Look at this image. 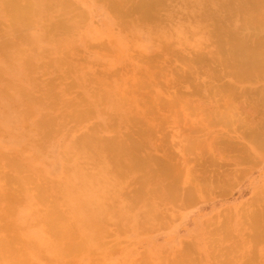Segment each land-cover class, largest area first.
<instances>
[{"label":"rangeland","instance_id":"1","mask_svg":"<svg viewBox=\"0 0 264 264\" xmlns=\"http://www.w3.org/2000/svg\"><path fill=\"white\" fill-rule=\"evenodd\" d=\"M68 1L72 7L77 9H75L76 14L71 7L61 10L54 3L50 6L49 11V6L44 5L42 10L51 14H43L31 19L30 24L25 25L27 30L11 23L9 8H4L5 11L0 10V43H3L5 39L13 47V52L9 54L3 53L7 49H0V196L2 194L5 198L4 195L8 193L7 199L3 200L2 196L0 197V239L11 247L17 244L21 247L27 243L32 244V246L36 244L34 240L28 239L27 236L30 235V232L27 231L26 235L24 227L31 225L30 219L34 215L37 218L38 212L44 214L46 209L40 207L37 186L46 184L48 189L54 190L53 192L49 191L48 194L59 199V210L63 212L61 216L67 220L69 229H72V234L76 236L74 241L77 242V245L83 247L76 252L75 250L65 249L68 253L56 261L52 258H45L47 264H172L175 260L176 264H179L178 261L181 262V260L180 264H234L227 259L234 243H239V247L234 244L235 247L239 248V256L235 253L237 257H240V254L243 255L240 260L236 259L237 264H264V239L252 240L250 237L248 222H250L249 214L253 213V209H251L250 203V205L245 203L260 188L264 201V151L262 154L258 151L259 153H256V156L251 152L253 154L250 155V158H247L251 161L240 159L238 162L240 165H237V167L233 159L240 153L239 150L216 149L220 152L224 151L225 154L222 153L224 155L220 154V156H226L227 158L223 159L221 157L219 159L223 160V163L220 161L219 165L216 163V167L213 166L214 164L212 167L211 163L208 162V164L210 163V166L207 164L208 169L199 170L201 173L194 172L197 175L194 174V176L198 177L205 170L212 173L210 172L212 170L216 178V173H221V169L225 168L230 161L228 163V165L231 163L230 167L227 165L228 167L225 168L228 171L223 168L224 171L229 172L230 170L232 174L233 168V171L245 168V173H239L244 177L240 175L242 177H240V180L236 177L239 182L235 181L236 179L232 180L231 182L236 183L232 185L233 188L229 186H223L222 188L220 185V188L215 187V192L218 189V193L213 192L215 189L210 191V197L208 193H204L203 197L205 199H199L201 202L196 199L194 204L185 201L187 204L190 203L189 206L186 204H182V207L178 205L166 206V213L172 210L168 213L171 215L173 212L171 216H167L170 222L172 220L171 224L167 219L164 220L167 224H170L169 226L161 222V219L159 221L163 225L145 223L146 226H150V228H148L149 226L145 227L148 229H144L141 226L144 224L143 221L141 220L142 222L138 223V219L135 220L137 223L134 221L128 225L126 220L122 219L124 215H127L119 209L116 210L118 213L113 215L111 221L104 222L102 227L104 238L101 235L96 236L87 244L81 240L83 238L81 232H90L89 225L84 224L87 220L83 219L82 222L78 220L76 216L83 217V213L78 212V209L72 210L75 203L66 196L67 193H63L65 196L61 195L65 188L67 189L76 181L77 173L71 164V156L75 154V151L77 154L84 152L81 147L71 152L74 138L81 135V133H86L88 137L93 138L90 146L94 147L96 145L100 146L101 142L112 137L116 129L123 134L126 129L123 124L119 123L118 119L113 118L109 123L106 122L107 113L103 114L107 112L106 106L109 105L106 91H114L115 88L120 87L123 77L130 75V72L133 71V65L141 66L148 62L152 66L155 60H152L149 56L156 55L158 59L162 60L170 50L168 51L165 47L166 42L163 46L161 45L163 42L155 40L160 49L162 47L166 48L158 50L155 41H151L157 39V37L152 36V32H148L147 26L139 29L132 24L131 19L127 21V24H123L121 22L123 21L122 18H115L106 10L101 0ZM65 12L68 13L66 16H64ZM60 15L64 16L62 20L69 27L68 31L64 30L66 33L63 30H53L54 32L49 33L41 30L42 27L40 29V26L45 24L50 26L57 24L60 21ZM75 17H78V20L76 18L75 21ZM172 25L174 26L175 22ZM257 29L256 33L259 32ZM152 31L157 33L156 30ZM172 34V44L169 49L172 48V45L174 46L173 49L176 52L174 51L173 54L181 50H179V46L184 43L186 35L190 40L189 42L195 44L197 41V37L191 33H184L182 30L177 32L174 30ZM24 35H26V38ZM263 36L264 33L261 37ZM183 46L185 45L183 44ZM163 50L168 52L165 54ZM171 51L173 50L171 49ZM171 51L169 54H172ZM179 53H182V51ZM179 53L177 55L172 54L173 58L179 59L182 55H179ZM58 60L63 61V69L59 67L62 66V63L58 66ZM204 62L202 65L205 68H209V64L212 63L209 60V63L206 62L205 66ZM172 63H174V60ZM200 64L198 65L200 66ZM25 69L30 71L28 75ZM61 71L64 73H61ZM249 82L240 81L239 83L245 89L250 88L251 94L248 93L245 100L250 98L249 96H253L250 100L248 99L249 101L246 100L252 104L254 93L251 91L253 87L259 84V86H262L264 80H261V83H256L257 85L252 80L251 83ZM155 90L156 88L152 86L149 87V91L147 88L141 90L148 92V95H144L145 100L151 101V99H154L156 97ZM247 90L245 94L249 91ZM93 91L100 101L99 104H96L93 99ZM197 94H194V96L203 97L202 93L198 94L199 96ZM194 96L190 95V97ZM134 97L140 98L139 95L138 97L134 95ZM141 100L144 99H140L142 103ZM241 100L238 97L236 101L243 104ZM193 101H195V98ZM69 104H74V107H68ZM193 105L195 103L187 106L184 102H181L184 110H189H187L190 114L189 119L192 120L203 114V110H196ZM183 108L179 106L178 112ZM240 108L239 114L245 120H264L262 114L253 113L256 109L253 110L250 106L243 105ZM108 112L111 113V110ZM156 115L157 113H151L150 117L154 118ZM178 115L175 116L180 122L181 113ZM162 118L158 116L154 120H162ZM173 118L175 117L171 116L169 118L170 124L174 122L172 121ZM170 124L166 125L167 130L162 132L164 134L158 133L156 136L160 140L158 143H165L170 151H172V144L175 143L172 142L171 135L194 136V134H203V132L190 131L186 127L185 130L183 123L177 124L178 126L174 124L171 126L172 128L169 127ZM237 125L234 134L240 135L244 127ZM210 128H212V132L209 136L213 137V141H218L217 138L222 136V131L223 135L226 134L225 131L227 130L229 132L234 131L231 130L234 129L232 126L226 127L224 124H216ZM180 129L182 132H180ZM216 136L217 138H215ZM175 139L177 140V138ZM89 150L96 153L94 148ZM202 150L207 151L206 148H202ZM216 150L215 152H217ZM208 153L204 152L202 156L204 154L208 155ZM238 155L240 157L241 153ZM206 157L207 159L210 158V156ZM206 157L203 156L204 162L207 160ZM225 159L229 161H226L223 165ZM100 165L104 166V164ZM207 165L205 164V167H203L207 168ZM210 167L215 169H210ZM218 168L220 169L217 172ZM30 176L35 178L34 182L27 180V177ZM215 180L217 181V178ZM230 180L226 182L231 184ZM25 190H27V194L23 192ZM26 197H30L31 202L25 200ZM263 201L259 203V206L262 204L259 207L261 209L264 206ZM36 202L37 204H35ZM244 204L245 208L243 207V210L247 209L246 213L241 210ZM184 205L186 206L184 207ZM248 209L252 211L248 212ZM35 210L38 212L35 213ZM135 210L137 211V209ZM134 211L130 213L128 210V215L133 216ZM72 213H75V218L72 217ZM214 221L216 224L214 223L215 225L213 224L212 227L210 226L211 228H208L207 224H212ZM18 225H20V228L23 227V230H18ZM91 226L94 225L91 224ZM32 229L34 230L35 227L33 226ZM206 229H208L207 232ZM223 231H229L231 235H225L228 233ZM23 232L25 234H22ZM224 236H227L226 239H224ZM229 237H232V239H228ZM36 240L37 242L41 241L39 238ZM217 240L220 243H216ZM31 241H34V243ZM226 241L228 243H225ZM38 244L34 245L35 248L33 247L37 251L32 250V247L31 250H27L28 254H32L30 259L33 264L38 262L35 259V255L40 250ZM224 244L229 245V250ZM240 245L242 246L240 247ZM240 249H242V252ZM231 256L230 254L229 257ZM9 263L6 261L2 264Z\"/></svg>","mask_w":264,"mask_h":264},{"label":"bare ground","instance_id":"2","mask_svg":"<svg viewBox=\"0 0 264 264\" xmlns=\"http://www.w3.org/2000/svg\"><path fill=\"white\" fill-rule=\"evenodd\" d=\"M101 1H103L106 10L115 18H122L124 22H121L123 24H127V21L131 19L132 24L139 29L147 26L148 32H152L151 35L157 37V39L151 41L163 42L161 44L163 46L166 42L165 47H167L168 51L172 49V54L175 51L173 49L174 46L172 45V48H169L172 44V33L174 30L175 32L182 30L184 33H191L197 37V41L195 44L189 42L190 40L185 34L184 43H181V46H179V50L181 49L179 52L182 51V53L178 52L179 55L182 54L180 56L181 59L179 58L180 60L174 59L172 54H169L170 51L165 52L166 48L160 45L162 48H165L163 50L165 54L168 52V55H164L165 58L163 57L160 60L156 55L149 56L152 60H155L152 66L148 62L141 66L133 65L135 68L132 66L133 71L130 72V75L123 77L120 87L115 88L114 91H106L109 102V105L106 106L107 112L103 113L104 115L107 113L106 122L109 123L113 118L118 119L119 123L125 126L126 130L123 134L116 129L112 137L101 142L100 146L96 145L94 147L90 146L92 145L93 138L91 136L88 137L86 133H81V135L74 138V143L71 146L73 150L71 152L78 147H81L84 152L77 154L75 151V154L73 153L74 155H72L73 157L71 156V164L77 173L76 181L67 187V189L65 188V191L61 195L65 196L63 193H67L66 196L75 203L72 206V210L78 209V212L83 213V217L76 216L78 220H81V222L83 219L87 220L84 224L89 225L90 232H81L83 238H80L83 242L85 241V244L90 243L96 236L101 235L104 238L102 230L104 222L111 221L113 215L118 213L116 210L120 209L127 215H124L122 219H125L128 225L138 219V223L143 221L142 223L144 224L140 225L144 229H148L150 226L147 225L149 227L145 228L147 227L145 223L160 224L164 222L167 224L164 221L165 219L170 222L167 216H171L173 212L171 215L168 213L172 210L166 213V206L178 205L180 207L182 204L189 206L190 203L187 204L185 201L194 204L196 203L195 200L198 199L197 201L201 202V200L205 199L203 197L204 193H208L210 197V191L215 189L213 191L215 192V187H219L220 185L222 188L223 186L232 187L234 183L231 181L236 179V177L240 180V177L243 176L241 174L245 173V168H239L236 171H233V168L232 174L230 170L226 172L228 170L225 168L231 165V163L228 165L230 161L227 159L224 160L223 165H225L226 161H229L227 163L228 166L226 165L225 168L221 166L226 171L222 168L221 173H216L217 181L215 180V173L212 170L210 171L212 173H209V170L208 172L205 170L203 171L204 173L202 172L201 175L195 177L197 176L196 172L202 171L201 169H208L210 163L211 166L214 164L213 166L216 167L221 161L219 160L221 157L223 159L227 158L226 156H222L225 154L224 151L220 152L216 149L239 150L242 156L240 155L239 157L238 154L240 153L235 154L239 157V159L237 157L233 159L235 160V166L240 165L238 164L240 159L246 160L253 153L256 156V153L261 152L262 154L264 151V120L248 121L239 114L240 107L243 105L250 106L253 110L256 109V111L252 110L253 113L258 112L264 116V84L253 87L251 92L254 93H252L254 95V100L252 101L254 102L250 104L246 100H250L253 96H249L250 98H246L245 100L248 93L251 94L250 88L248 89L247 87L248 91L239 83L240 81H247V83L250 81L249 83H251L252 80L256 84L264 80V36L261 37L264 33V0ZM54 3L61 10L71 7L76 14L77 9L72 7L68 0H0V10L5 11L4 8H9L11 23L27 30L25 25L30 24L31 19L43 14L50 15L51 13L43 11L42 7L44 5L49 6L50 11V6ZM67 14L65 12L64 16ZM61 15L60 21L57 24L51 26L45 24L40 26V29L42 27L41 30L49 33L54 32L53 30L68 31L69 27L62 20L64 16ZM76 18L78 20V17H75V21ZM174 22L175 25L173 26ZM32 25L34 24L32 23ZM172 26L175 28L174 30ZM256 28H258V33H256ZM152 30H156L157 33H153L154 31ZM24 37L26 38V35ZM3 41V43H0V49H7L3 53L9 54L13 52V47L7 43L8 41L5 39ZM10 41L12 40L10 39ZM156 45L159 50L158 43ZM178 53L174 54L177 55ZM176 58L178 57L176 56ZM207 58H209L206 61L207 63H209V60L212 62L209 64V68H205L202 65ZM173 60L174 63H172ZM61 63L62 66H59ZM199 63H201L200 66L198 65ZM57 64L62 69L64 68L63 61L60 62L58 60ZM25 72L27 75L30 73L27 69H25ZM61 73L64 72L61 71ZM151 86L156 88V97L148 101L144 97L145 94L148 95V92L141 90L147 88L149 91V87ZM246 90L248 91L247 94H245ZM196 93H202V96L206 99L195 97L194 94ZM134 95L136 97L139 95L140 98H135ZM190 95L194 97H190ZM238 97L240 100L242 99L241 102L243 104L237 103ZM194 98L195 101H193ZM93 99L96 104L100 103L94 91ZM140 99H144L141 100L143 101L142 103ZM181 102H184L187 106L195 103L193 107L196 110H203V114L199 117L196 116L197 119H189V110H184ZM179 106L183 108L182 112H178ZM68 107H74V104H69ZM110 110L111 113L108 112ZM151 113H157V115L151 118ZM180 113L182 118L179 122L175 115ZM158 116L164 118L162 120H154ZM171 116H174L176 119L173 118L172 121L174 122L170 124L169 118ZM181 123H183L184 129L186 127L190 131L203 132V134H194V136L177 134L174 135L175 137L171 135L172 142H175L172 144V151L168 150L165 143H158L160 140L156 136L158 133L164 134L162 132L167 130L166 125L170 124L169 127L172 128L171 126L174 124L178 126ZM216 124H224L226 127L232 126L234 129L231 130L234 131L229 132L227 130L225 131L226 134L224 133L225 135H223L222 131V136H218V133V138L217 136L215 137L218 141H213V137L209 136L212 132V128L210 127ZM237 124L244 127L243 132H239L240 135L234 134V132L236 133ZM91 148H94L96 153L89 150ZM202 148H206L207 151L202 150ZM204 152H209L208 155H204L205 157L210 156L212 159L209 157L207 159L206 157L208 161L204 162V155L202 156ZM251 152L253 153L251 154ZM220 154L222 155L220 156ZM216 160L219 161L217 162ZM247 161H251V159H247ZM203 162L206 165L210 162L209 166L207 165V168H204L205 164ZM221 162L223 163V160ZM100 164H104V166ZM220 168L217 169V172ZM205 172L207 173L205 174ZM239 173H241V176ZM222 178L225 179L223 180ZM229 179H231V184L226 182ZM27 180L34 182L35 178L30 176L27 177ZM260 189L253 193L252 197L247 200L248 202H245L248 205L251 204L252 208H250L253 209V213L249 214L250 222L247 221L252 240L264 239V206L262 211L259 208L262 205L259 206V203L263 201V194H261L262 190ZM37 191L41 204L40 207L46 210L44 214L35 210V213L38 212L37 218L34 215L30 219L31 225L25 226L26 230L24 231H26V235L27 231L30 232V235L27 236L28 239L34 240L36 244L41 243L40 245L38 244L40 250L35 255L36 258L34 256L38 261H35L37 262L36 264H47L45 258H52L56 261L68 253L65 249L75 250L76 252L83 247L77 245V242L74 241L76 236L72 234V229H69L67 220L61 216L63 212L59 210V199L56 196L48 194L49 191L53 192L54 190L48 189L46 184L43 186L40 184L37 186ZM23 192L26 193L27 190ZM215 193H218V189ZM7 196L8 193L4 195L5 198L2 196V199H7ZM26 198L25 200L31 202L30 197ZM36 206L38 207V205ZM243 207L245 208V204L241 210L246 213L247 209L243 210ZM37 209L39 210V208ZM251 209L250 211L248 209V212H251ZM128 210L130 213H133L132 211L135 210L134 217L128 215ZM72 217L75 218V213H72ZM214 223L216 224L215 221L212 224H207L209 227L206 225V228H211ZM91 224L94 226H91ZM170 224H167V226ZM160 225H163V223ZM19 226L18 230H23V227L20 228ZM33 226L35 227L34 230L32 229ZM223 232L226 233L227 231ZM227 233L225 235H231V232L228 231ZM22 234L25 233L23 232ZM226 237L224 236V239ZM37 238L41 241L37 242ZM228 239H232V237ZM34 241L31 242L34 243ZM225 243L228 242L226 241ZM234 244L239 245V243ZM34 245L32 246V244L27 243L24 246L22 245L23 248L18 244L11 247L9 244H5L4 240L0 239V262L33 264L30 259L32 258V254H28L27 250H31L30 248L32 247V250L37 251V249H33ZM233 245L231 251L228 253L229 256L230 254L232 256L229 257L227 255V259L237 264L235 262L236 259L240 260L243 255L240 254V257H237L239 246L235 247ZM25 246L27 247L25 248ZM228 246L225 245L229 250ZM178 262L180 264L182 260ZM174 263L172 262V264Z\"/></svg>","mask_w":264,"mask_h":264}]
</instances>
